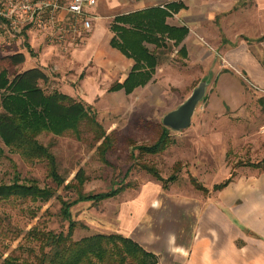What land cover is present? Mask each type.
Wrapping results in <instances>:
<instances>
[{
    "label": "rangeland",
    "instance_id": "1",
    "mask_svg": "<svg viewBox=\"0 0 264 264\" xmlns=\"http://www.w3.org/2000/svg\"><path fill=\"white\" fill-rule=\"evenodd\" d=\"M109 22L113 23L112 18ZM9 30L0 26V61L18 53L26 57L23 65L9 68V79L28 69H42L48 81L42 82L41 88L47 94L60 91L91 105L99 123L108 134L115 135L116 142L104 163L97 153L99 145L85 124L79 134L40 135V143L56 157L59 174L65 180L62 187H57L49 178L45 162H24L0 139V184H11L19 178L23 184L34 181L56 192L48 202L0 201V264L9 257L19 258L20 263L29 259L35 263L33 254L39 255V246L27 238L34 229L57 234L68 231L70 222L61 215L58 198L64 202L76 200L75 190L65 187L77 186L76 176L81 172L86 194L106 193L120 185H128L129 189L102 203L75 205L71 209L76 223L73 240L98 234L127 235L143 247L152 248L155 252L144 249L158 255V264H179L169 257L167 244L185 243L191 237L196 242L200 233L211 234V224L217 217L225 223L231 216L229 211L242 210L245 198L259 200L264 171L252 165L264 160V93L253 88L241 71L228 65L221 52L217 51L213 63L202 70L192 64V71H198L200 79L191 81L193 73H179L187 65L174 47L156 50L148 46L160 53L161 69L149 87L126 95L111 91L121 78L100 68L91 56L93 51L83 49L92 31L77 38L66 35L63 40L57 26L26 28L21 35ZM100 48L103 52L109 50V41H103ZM170 79L177 88L167 83ZM204 81L205 97L189 129H169L170 145L159 155H144L134 149L153 145L165 127L164 117L185 103ZM145 166L154 167L165 182H175L163 189ZM231 175L234 180L228 189L212 192ZM193 180L210 192L196 189Z\"/></svg>",
    "mask_w": 264,
    "mask_h": 264
},
{
    "label": "trees",
    "instance_id": "2",
    "mask_svg": "<svg viewBox=\"0 0 264 264\" xmlns=\"http://www.w3.org/2000/svg\"><path fill=\"white\" fill-rule=\"evenodd\" d=\"M182 4H169L165 8H151L144 11L122 15L115 18L111 25L114 38L111 46L119 50L127 58L135 62L131 73L124 83H118L112 92L124 91L131 95L136 89L145 87L154 77L157 68L161 65L160 53L151 51L148 46L156 50L162 48L179 47L189 34L186 27H172L167 19L179 13ZM26 47L34 57L30 45ZM179 54L186 59L185 48ZM26 62L23 53L2 59L0 61V97L2 113L0 114V139L13 153L27 163L45 162L48 167L49 178L62 187L65 180L59 174L56 157L50 149L42 145L39 136L52 134L63 136L68 133L79 134L83 124L87 126L99 145L97 153L104 163L112 151L116 138L113 133L108 134L99 123L94 108L78 101L60 91L47 94L41 83L48 81V76L40 68H32L20 72L9 79V68L18 67ZM170 145L169 129L162 127L156 142L151 146L134 148L144 155L156 156L164 153ZM2 151H0V159ZM252 167L264 171V160ZM144 169L167 189L171 183L165 182L154 167L145 166ZM174 178V177H173ZM234 180L231 175L226 181L215 185L212 192H221L228 188ZM78 185L66 186L65 190H75L76 200L64 202L60 198L61 215L69 221L66 233L43 232L37 229L31 231L27 238L39 246V255L33 254L35 263L29 261L19 262V258L9 257L3 264H158V257L148 252L140 244L121 234H98L80 241H74L73 235L76 223L72 221L71 209L80 203H102L114 199L124 193L129 186L120 185L101 194H86L83 186L85 179L82 172L76 176ZM170 183V184H169ZM196 189L209 193L193 180ZM56 196L54 189L41 188L36 182L23 184L15 178L11 184H0V201L32 200L48 202ZM30 252V251H29ZM33 252V251H32Z\"/></svg>",
    "mask_w": 264,
    "mask_h": 264
},
{
    "label": "crops",
    "instance_id": "3",
    "mask_svg": "<svg viewBox=\"0 0 264 264\" xmlns=\"http://www.w3.org/2000/svg\"><path fill=\"white\" fill-rule=\"evenodd\" d=\"M173 3L182 4L184 8L168 18L167 24L189 29L182 44L174 47L178 55L182 48L187 52V58L182 57L187 66L180 74L193 73L195 77L191 81L199 80L200 74L192 71L193 65L200 70L209 67L218 51L228 65L246 76L253 88L264 93V0H97V5L89 10L93 22L97 15L99 19L94 22L89 44L83 49L92 50L91 56H95L97 65L112 71L115 77L121 78L119 83H124L135 62L111 46L114 34L109 20L151 8H165ZM105 40L109 41L110 49L103 52L100 46ZM194 58L196 63L192 62ZM160 69L159 66L145 87L135 91L149 87ZM171 79L167 83L177 88ZM202 84L207 86L205 81ZM262 179L258 201L245 198L242 210L229 211L227 225L217 217L211 224V234L200 233L196 242L191 237L185 243L167 244L165 250L169 257L177 259L179 264H264V177ZM143 248L155 252L152 248Z\"/></svg>",
    "mask_w": 264,
    "mask_h": 264
},
{
    "label": "built area",
    "instance_id": "4",
    "mask_svg": "<svg viewBox=\"0 0 264 264\" xmlns=\"http://www.w3.org/2000/svg\"><path fill=\"white\" fill-rule=\"evenodd\" d=\"M97 0H0V26L14 35L26 28H58L61 39L82 37L93 29L90 8Z\"/></svg>",
    "mask_w": 264,
    "mask_h": 264
},
{
    "label": "water",
    "instance_id": "5",
    "mask_svg": "<svg viewBox=\"0 0 264 264\" xmlns=\"http://www.w3.org/2000/svg\"><path fill=\"white\" fill-rule=\"evenodd\" d=\"M205 93L206 85L201 84L182 106L164 117L163 125L176 132L189 129L195 110L200 101L205 97Z\"/></svg>",
    "mask_w": 264,
    "mask_h": 264
}]
</instances>
